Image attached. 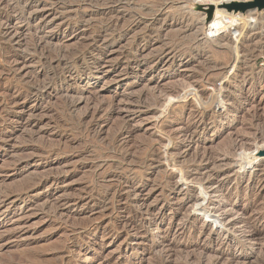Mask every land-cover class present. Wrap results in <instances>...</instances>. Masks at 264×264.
<instances>
[{"label": "rangeland", "instance_id": "obj_1", "mask_svg": "<svg viewBox=\"0 0 264 264\" xmlns=\"http://www.w3.org/2000/svg\"><path fill=\"white\" fill-rule=\"evenodd\" d=\"M159 1L125 2L111 17L94 2L67 0L58 12L46 4L42 13L50 23L42 31L44 42L15 13L2 15L20 37L9 43L0 27V191L10 194L6 204L21 205L18 192L34 190L40 195L37 204H43L42 197L53 190L37 182L61 175L64 181L53 196L67 205L64 221L50 220L39 210L20 221L16 215L2 217L0 224L8 222L0 227V264H161L165 257L153 245L165 234L180 247H191L176 254L175 264H236L251 252V262L260 263L264 231L256 244H243L235 241L238 235L215 234L218 226L198 212L204 209L200 204L228 202L236 207L234 219L264 211L257 172L238 174L250 160L261 161L254 170L264 166V10L236 13L226 7L247 0H162L168 5L159 16ZM211 6L213 19L207 22ZM110 23L129 31L105 32ZM91 49L102 54L78 58ZM173 52L179 68L158 73L155 59ZM63 56L75 60L65 65L59 61ZM136 61L141 67L128 74ZM95 63L99 69L91 75L78 71ZM43 87L48 89L43 98L31 96L32 89ZM239 89L247 99L239 106L245 112L235 117L232 102L239 96L233 92ZM210 103L214 112L205 117L218 131H197L189 146L182 128L197 121L194 113ZM229 112L233 115L223 121ZM121 131L127 133L124 145L116 141ZM198 146L212 162L195 165L196 152L205 151ZM143 204L160 229L127 230L126 221L137 217ZM152 220L146 213L137 217L138 224Z\"/></svg>", "mask_w": 264, "mask_h": 264}, {"label": "bare ground", "instance_id": "obj_2", "mask_svg": "<svg viewBox=\"0 0 264 264\" xmlns=\"http://www.w3.org/2000/svg\"><path fill=\"white\" fill-rule=\"evenodd\" d=\"M13 0H0V27L4 30L2 31V35H3V38L4 40H7L9 43H13L15 42V40H19L18 38L20 37L19 34H20V31L18 29H15V27L13 26V23H11V21H6L4 22V19L2 18V15L4 14H8L10 15V13H15L18 17V20L21 21V23H26V27H27V31H34V33L36 34L37 37L41 36L42 35V31L49 25L50 23V18L48 17V15H45L44 13H42L45 9V5L48 4L50 7L53 8V10H55L56 12L59 11V9H64L66 6H67V3L66 1L67 0H16V3L15 4H11ZM74 1V0H73ZM15 2V0H14ZM76 2V1H75ZM77 2L79 3H87V2H90V3H95L96 5H100V6H103L106 7L108 10V14L106 16H112L113 14V11H115V6H118L120 7L122 4H124L126 2L127 5H131L132 4V0H77ZM158 3V2H157ZM171 3V2H170ZM168 4H166V1H159V5L157 6V10L156 12H158L159 16L166 10V7H167ZM99 6V7H100ZM155 6V5H154ZM49 8V7H48ZM47 8V9H48ZM114 8V10H113ZM74 10V9H73ZM76 10V9H75ZM80 10V9H79ZM93 11V10H92ZM117 11V9H116ZM254 12V11H253ZM48 14H51V13H48ZM55 14V13H54ZM14 15V16H16ZM154 16V15H153ZM242 17V16H241ZM228 18V17H226ZM231 18V17H229ZM228 18V19H229ZM119 19V18H118ZM223 19V18H222ZM54 20V19H52ZM51 20V21H52ZM240 20V19H239ZM62 22V21H61ZM112 22V21H111ZM257 22V20H256ZM19 23V21H18ZM248 23V22H247ZM254 23V22H253ZM258 23V22H257ZM256 23V24H257ZM126 24V23H125ZM17 25V24H15ZM119 24L117 23H110L108 27H110L109 29H106L105 32H112L114 33L115 31H119V34H123V33H126L129 31V28H126L124 29L123 27H118ZM238 25V24H236ZM69 26V24H68ZM129 27V26H128ZM254 27V26H253ZM136 28V27H135ZM241 28V27H240ZM257 29V28H256ZM53 30V29H52ZM26 31V32H27ZM31 33V32H30ZM44 33V32H43ZM26 35V33H25ZM39 35V36H38ZM47 36V35H46ZM99 36H101V33H99ZM241 36V35H240ZM256 36V35H255ZM120 37V36H119ZM218 37V36H217ZM262 38V36H260ZM106 38V37H105ZM257 38V37H256ZM256 38H253V40H256ZM45 38L43 36H41V39H39V42H42ZM47 39V38H46ZM95 41H97L96 39L97 38H93ZM44 42V41H43ZM46 43V42H45ZM94 43V42H93ZM30 44V43H29ZM89 44V43H88ZM124 46V45H122ZM106 48L109 47L108 44H106L105 46ZM105 48V49H106ZM128 49V48H127ZM35 50V49H34ZM89 50V49H88ZM133 50V49H131ZM25 51V50H24ZM137 53L140 51L139 48L136 49ZM143 51V49H142ZM99 52L98 54L101 55L102 53H100V51H98V49H91L90 50V54L86 55H82L78 58H81L82 60H86V58L91 55L92 57H94L95 53ZM64 54V53H63ZM168 54V53H167ZM218 54V53H217ZM220 54V53H219ZM165 55V54H164ZM159 56L155 59L154 61V66H155V69L156 71H158V73L160 72H166V70H171V69H174V67L176 68H179V65H175L174 62L175 60L178 58V55L176 53H170L168 54L167 56ZM172 55V56H171ZM76 56V55H75ZM68 57V56H66ZM65 56L61 57L60 58V62L63 61L66 63H64L65 65H70L71 62H73L75 60V57H70V59L66 58ZM165 58H168L170 59L165 61ZM129 59V58H128ZM71 60V62L69 61ZM237 60V59H236ZM234 60V63L235 61ZM143 61V60H142ZM169 61V62H168ZM59 62V63H60ZM70 62V63H69ZM76 62V61H75ZM74 62V64H75ZM146 62V61H145ZM238 62V61H236ZM142 65V63L140 61H136V63L134 64V68H130L128 74H135L136 72V69L140 68ZM167 66V68H166ZM188 66V65H187ZM77 67V66H76ZM80 67V66H79ZM78 67V71H81V75L85 76L86 74H89L91 75L93 73V71H95V69H99L98 68V64L95 63V65L93 67H89V66H86V67ZM207 67V66H206ZM236 67V65H235ZM182 68V67H181ZM221 68V67H220ZM204 69V68H203ZM189 70V69H187ZM190 70H193L190 68ZM193 71H196V70H193ZM198 71V70H197ZM202 71V70H201ZM90 72V73H89ZM208 72V71H207ZM209 73V72H208ZM195 74V73H193ZM197 74V73H196ZM202 74V73H201ZM204 74V73H203ZM80 75V74H79ZM82 76V77H83ZM197 76V75H196ZM206 76V75H204ZM203 76V77H204ZM213 76V75H212ZM216 76V75H215ZM218 76V75H217ZM56 77V76H55ZM202 77V78H203ZM58 78V77H57ZM237 78V77H236ZM201 80V79H200ZM196 81V79H195ZM199 82V80H197ZM196 81V82H197ZM210 81V80H209ZM194 82V81H193ZM195 82V83H196ZM197 82V83H198ZM203 82V81H202ZM205 82V81H204ZM214 82V81H213ZM212 82V83H213ZM194 84V83H193ZM193 84L191 86H193ZM195 85V84H194ZM49 86V85H48ZM36 87V86H35ZM208 87V86H206ZM213 87V86H212ZM209 88V87H208ZM46 91L47 93V87H43V88H34L29 91H31V96L33 98H43L45 96L44 92L43 91ZM74 90V89H73ZM192 90H195L192 88ZM210 90V89H208ZM227 90V89H226ZM225 90V91H226ZM241 90L243 91L242 87H241ZM198 91V90H196ZM195 91V92H196ZM200 91V90H199ZM215 91V90H214ZM213 91V92H214ZM193 92V91H192ZM210 92V91H209ZM212 92V91H211ZM212 92V93H213ZM73 93L72 95L74 96H79L80 97V93H76L75 91L74 92H71ZM198 93V92H197ZM211 93V94H212ZM236 96H239L236 100H234L232 102V105L235 106L234 108V115L235 117L238 116V114H243L245 111L239 107L241 106L242 104H244L245 102V99H247V97L240 92V89L236 92H233ZM218 94V93H217ZM241 95V97H240ZM243 95V96H242ZM30 96V98H31ZM76 96V97H77ZM199 96V95H198ZM217 95H213V105L216 103L215 99L217 98L216 97ZM219 96V95H218ZM202 99V97H200ZM80 99V98H79ZM197 99V98H196ZM201 99L199 100V98L197 99L198 101H201ZM206 99V98H205ZM208 99V98H207ZM206 99V100H207ZM212 99V98H211ZM205 100V101H206ZM196 101V102H198ZM18 102L17 101H12V104L16 105ZM129 103V102H128ZM201 103V102H200ZM204 104V102H202ZM199 106H202V105H199ZM206 106V105H204ZM238 106V107H237ZM95 109V108H94ZM26 111V110H24ZM130 111V110H129ZM250 110L247 111L246 115L247 114H250ZM134 112V111H133ZM212 113L214 112V107L211 105L208 106V107H201V109H197V111L194 113V115L197 116L198 120L195 121V122H189L190 124H187V126L183 127V131H182V134L184 135L185 138H188L190 143H189V146H192L191 143L193 142L192 139H193V136L195 133L198 132H201L202 135L208 133V132H212V133H215V131H218L216 128H212V127H209V124L207 123V120H206V117L209 115V113ZM23 113H26V112H23ZM233 113L229 112L227 113L225 116H224V119L223 121H228V119L230 118L231 115H233ZM252 113V112H251ZM30 114H33V113H30ZM195 116V117H196ZM206 116V117H205ZM30 117V115H29ZM33 117V116H32ZM93 118V117H92ZM4 125V124H3ZM2 126V125H1ZM34 133V132H33ZM127 133H125L124 131H121L119 134H117V137H116V141H119L120 143L119 144H123L122 140L124 139V136L126 135ZM199 134V133H198ZM3 138L0 137V140H2ZM188 142V141H187ZM118 144V145H119ZM124 145V144H123ZM185 146V145H184ZM120 147V146H119ZM182 147V146H181ZM199 149H200V146H198ZM124 148V147H123ZM197 148V147H196ZM122 149V147H121ZM179 149V148H178ZM196 150V149H195ZM200 150H205L204 148L203 149H200ZM199 150V151H200ZM197 151V150H196ZM195 157L193 158L195 165L197 163H199L200 165L204 164V163H210L212 156H210V153L205 150L202 154H200L199 152H196V155H194ZM30 158V157H29ZM218 159V158H217ZM226 161H228V159H226ZM225 161V162H226ZM212 162V161H211ZM216 162V161H214ZM224 162V163H225ZM248 162V161H247ZM223 163V164H224ZM230 163V162H229ZM198 164V165H199ZM215 164V163H213ZM260 164H261V161L259 160H250L248 163H246V165L244 167H242L239 171L238 174H240V172L242 171H245L246 169H250L252 172H257L256 174V178H257V182H258V186L259 188L261 189V192L264 193V166H262V169L260 170H254V169H259L260 167ZM71 165V164H70ZM218 166V165H217ZM227 166V165H226ZM225 166V167H226ZM232 167V166H231ZM215 168V167H214ZM213 168V169H214ZM217 168V167H216ZM217 170V169H216ZM212 173V172H211ZM210 173V174H211ZM218 174V173H217ZM222 174V173H221ZM235 174V173H234ZM66 175V174H65ZM206 174H204L205 176ZM235 176V175H234ZM240 176V175H239ZM243 176V175H242ZM201 177V176H200ZM207 177V176H206ZM209 179H212V175H209L206 179H203V182L205 184H207L208 180ZM227 179V178H226ZM225 179V180H226ZM237 179V178H236ZM240 179V178H239ZM222 180V179H221ZM220 180V181H221ZM224 180V179H223ZM224 180V181H225ZM64 181V178L61 177V175H55L54 177H45V178H41L39 179V181L37 182V185H45L47 186L48 188H51V190H53L52 194L50 195H46L44 197H42V199H45L43 204H37L38 200L37 198L40 197V195L37 193V194H33L35 193V191L33 190H23L21 192H18V194L15 196L16 200H22L23 203L25 204H13V202H11L10 204H6V199H8L10 197V194H7V192H3V191H0V219L4 216H15L16 215V220H21L23 217L27 216L29 214V212H31L32 210H39L40 213L42 215H44L45 217H48L50 220H63L64 218V213L66 211V205L67 204H57L56 203V199H54V196H53V193L55 191H57V187L63 183ZM202 182V184H203ZM201 183V182H200ZM33 184H36V183H33ZM31 185V184H30ZM35 186V185H34ZM176 186V185H175ZM35 188V187H34ZM204 188V187H203ZM183 189V188H182ZM246 192V191H245ZM16 193V192H15ZM237 193H241L239 191H237ZM12 196V195H11ZM63 197V196H62ZM205 197V196H204ZM256 197V196H255ZM201 198V197H200ZM239 197L236 196V199H238ZM41 199V200H42ZM206 201V198L204 199ZM77 202V201H76ZM207 203H209L210 201H206ZM105 205V204H104ZM110 205V204H109ZM111 208L113 207V210L116 206V204H111ZM144 206L142 207H138V209L136 210V206L135 207V212H136V215L137 217L139 216V214H142V213H146V215L148 214L149 217H151L153 220L148 223V224H138L137 222V217H132L131 219H129L128 221H126L125 223V228H127V230L129 229H132V231L136 230L138 231L139 229H144L147 231L151 230L153 227H158L161 225L160 222L158 221V219H154L156 217V215L153 213V211L150 209V207L146 206L145 204H143ZM201 206L204 207V209L200 212H198V215L200 217H204L206 222L207 223H210V222H214L217 227L216 231L214 232L215 234L218 233V235H222V234H226V235H238L237 240L235 239V241H239L240 243H243V244H252V243H255L257 242L258 240H260L262 234H263V231H264V211L262 210L261 212L259 211V214H256V216L250 218L248 216V214L246 213H241L242 216H240L238 219H234V218H231L233 217L232 215H235V212H236V207L234 204H230V202L226 203V204H200ZM252 206H255V204H250ZM249 205V206H250ZM198 206V205H197ZM259 206V205H258ZM261 206V205H260ZM196 207V206H195ZM199 207V206H198ZM257 207V206H256ZM264 207V206H263ZM252 208V207H251ZM116 209V208H115ZM247 209V208H246ZM264 209V208H263ZM260 210V209H259ZM252 211V210H251ZM128 212V211H126ZM247 212V211H246ZM253 212H255L253 210ZM250 214V213H249ZM103 215V214H102ZM134 215V214H132ZM184 215V214H183ZM190 215V214H189ZM188 215V216H189ZM252 215V214H251ZM130 217V215H128ZM196 216V215H195ZM253 216V215H252ZM199 217V218H200ZM128 218V217H127ZM184 218V217H183ZM198 218V217H196ZM233 219V220H232ZM204 220V221H205ZM15 221V220H14ZM64 221V220H63ZM7 222L8 221H4L3 223L0 224V227H5L7 225ZM67 221H65L66 223ZM187 223L184 224V226L182 227V229H185V227H187L186 225ZM91 225V224H90ZM89 225V226H90ZM84 226V225H83ZM124 227V226H123ZM214 227V226H213ZM124 229V228H123ZM126 230V231H127ZM76 231V230H75ZM123 231V230H121ZM130 232V231H129ZM145 232V233H146ZM128 233V232H127ZM144 233V232H143ZM172 235V234H171ZM145 237V235H144ZM144 237H140L142 241L145 242V239ZM171 236L168 234H165L160 240L159 242L157 243H154L153 247H156V246H160L158 249V253H160V257H165V261L163 262V260H161V264H175L174 262H176V257L178 255H180L181 253H183L185 250H190L189 248H191L189 245H185V246H181L180 247V242L179 244L176 243V242H173V239L171 240L170 238ZM173 238V237H172ZM263 238V237H262ZM2 238L0 237V242L2 241L1 240ZM139 240V239H138ZM262 241V240H261ZM142 244H146V243H143ZM228 244V243H227ZM256 244V243H255ZM220 245V244H219ZM229 246V245H228ZM151 247V246H150ZM152 247V248H153ZM226 247V246H225ZM263 247V246H261ZM152 248L149 249V252L152 251ZM221 248V247H220ZM146 248H144V252L147 251ZM194 249V248H193ZM201 251V250H200ZM254 251V250H253ZM260 252V254L258 255V258H256V261L261 264H264V249H261V250H258ZM198 252V251H197ZM178 253V255L176 256V254ZM187 253V252H185ZM203 253V251H202ZM252 252L250 254H245L246 257H244V259L241 261V260H237L236 264H254L252 263L251 261V255ZM188 255V254H187ZM196 255V254H195ZM184 257V256H183ZM189 257V256H188ZM203 258V257H202ZM217 258V257H216ZM220 258V256H219ZM224 258V257H223ZM200 260V258H198ZM218 259V258H217ZM216 259V260H217ZM188 262H191L193 260V258H188L187 259ZM86 263H91V261L86 258L84 260ZM218 261V260H217ZM13 262V261H12ZM19 262V261H18ZM200 262V261H199ZM195 263V262H194ZM259 263V264H260ZM6 264H11V262H8ZM93 264V263H91ZM101 264V263H100ZM178 264V263H177ZM189 264V263H188ZM213 264H218L217 262L213 263Z\"/></svg>", "mask_w": 264, "mask_h": 264}, {"label": "water", "instance_id": "obj_3", "mask_svg": "<svg viewBox=\"0 0 264 264\" xmlns=\"http://www.w3.org/2000/svg\"><path fill=\"white\" fill-rule=\"evenodd\" d=\"M199 7H201L199 5ZM229 11H234L236 13L242 12L246 13L248 10L257 9L258 12L264 10V0H247V2H233L232 4L226 5ZM214 7L211 6L208 10V19L207 22H210L213 19ZM264 156V150L261 152Z\"/></svg>", "mask_w": 264, "mask_h": 264}, {"label": "built area", "instance_id": "obj_4", "mask_svg": "<svg viewBox=\"0 0 264 264\" xmlns=\"http://www.w3.org/2000/svg\"><path fill=\"white\" fill-rule=\"evenodd\" d=\"M210 29H211V27L209 26L208 29H207V36L209 37V39H211V37H212V35L210 34ZM261 67L264 70V62L261 64Z\"/></svg>", "mask_w": 264, "mask_h": 264}]
</instances>
